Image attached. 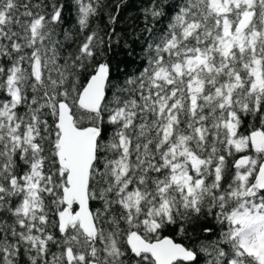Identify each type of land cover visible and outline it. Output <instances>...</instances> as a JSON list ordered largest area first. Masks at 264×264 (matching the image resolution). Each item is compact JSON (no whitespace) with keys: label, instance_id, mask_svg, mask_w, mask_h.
Here are the masks:
<instances>
[{"label":"snow or ice","instance_id":"obj_1","mask_svg":"<svg viewBox=\"0 0 264 264\" xmlns=\"http://www.w3.org/2000/svg\"><path fill=\"white\" fill-rule=\"evenodd\" d=\"M127 4L0 0V264H264V0H149L114 81Z\"/></svg>","mask_w":264,"mask_h":264},{"label":"trees","instance_id":"obj_2","mask_svg":"<svg viewBox=\"0 0 264 264\" xmlns=\"http://www.w3.org/2000/svg\"><path fill=\"white\" fill-rule=\"evenodd\" d=\"M106 2L111 5L113 3V0H106ZM173 2H178V0H163V3L165 5ZM148 4L149 0H128V4L122 9V19L120 20V24L117 30L123 35L125 29L128 28L129 24H135L137 27L134 34L126 37V43L130 45V47H124L123 43L119 46H115V52L114 54H112V64L114 66V81H122L128 75L137 74L142 66L141 46L144 42L145 37L147 36V33L143 31L145 25L143 21L142 9L144 7H147ZM168 11L169 9L165 8V12L167 13ZM103 22H106V20L102 21V23ZM167 22L168 16L165 15L159 20V22H150V24L155 23L156 28H162ZM69 23H74V19ZM128 31L129 33H131L132 29H128ZM133 40H139V43L134 44ZM195 231L199 233L200 227H197ZM164 235L172 236L177 240V242L188 244H194L196 242L195 240L185 241L183 237L176 235L174 231L165 232ZM201 238H203V236ZM52 250L56 251L55 246H53Z\"/></svg>","mask_w":264,"mask_h":264}]
</instances>
